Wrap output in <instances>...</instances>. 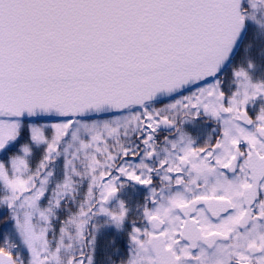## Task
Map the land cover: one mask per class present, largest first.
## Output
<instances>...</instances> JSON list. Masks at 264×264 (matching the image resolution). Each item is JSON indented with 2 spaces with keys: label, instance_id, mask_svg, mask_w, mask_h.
Listing matches in <instances>:
<instances>
[{
  "label": "snow or ice",
  "instance_id": "6c2138e0",
  "mask_svg": "<svg viewBox=\"0 0 264 264\" xmlns=\"http://www.w3.org/2000/svg\"><path fill=\"white\" fill-rule=\"evenodd\" d=\"M250 24L264 0H0V264H97L113 228L109 264H264Z\"/></svg>",
  "mask_w": 264,
  "mask_h": 264
},
{
  "label": "flooded vegetation",
  "instance_id": "af4514ba",
  "mask_svg": "<svg viewBox=\"0 0 264 264\" xmlns=\"http://www.w3.org/2000/svg\"><path fill=\"white\" fill-rule=\"evenodd\" d=\"M244 56H240L239 59L243 58ZM211 127H215L214 124L211 122L206 121H197L195 124L187 125V129L189 132H191L193 135H196L197 133L200 134L199 141L202 143L205 136L204 133H206ZM167 134L166 130H162L160 135L164 136ZM133 189H129V193H133ZM145 193L142 190H136L134 194L135 200H142L143 195ZM115 238L116 244L111 245L107 248V253L111 255L112 259L115 261H119L122 256L126 254L127 251V241L124 239L123 235H117L115 230H106L99 236V248H98V257H97V264H109V261L105 259V246L106 242L110 239ZM119 247L121 251L118 253L120 256L117 258L115 256V249ZM102 254V255H100ZM102 261V263H100Z\"/></svg>",
  "mask_w": 264,
  "mask_h": 264
},
{
  "label": "trees",
  "instance_id": "16d2710c",
  "mask_svg": "<svg viewBox=\"0 0 264 264\" xmlns=\"http://www.w3.org/2000/svg\"><path fill=\"white\" fill-rule=\"evenodd\" d=\"M249 33L251 34V43L252 48L250 50V54L257 60V62L261 65L260 71H264V55H261V51L264 50V34H261L253 24L249 25ZM244 50L243 46H241L236 59L237 63H239V57L244 56ZM260 71L257 72V75L259 76ZM6 230L0 227V246L3 245V234Z\"/></svg>",
  "mask_w": 264,
  "mask_h": 264
},
{
  "label": "clouds",
  "instance_id": "9594fccd",
  "mask_svg": "<svg viewBox=\"0 0 264 264\" xmlns=\"http://www.w3.org/2000/svg\"><path fill=\"white\" fill-rule=\"evenodd\" d=\"M257 27H258V26H257ZM258 30H259V32H260L261 34H264V30L260 29L259 27H258Z\"/></svg>",
  "mask_w": 264,
  "mask_h": 264
},
{
  "label": "rangeland",
  "instance_id": "374dc122",
  "mask_svg": "<svg viewBox=\"0 0 264 264\" xmlns=\"http://www.w3.org/2000/svg\"><path fill=\"white\" fill-rule=\"evenodd\" d=\"M253 25H254L256 28H258L257 25H255V24H253Z\"/></svg>",
  "mask_w": 264,
  "mask_h": 264
},
{
  "label": "water",
  "instance_id": "95a60500",
  "mask_svg": "<svg viewBox=\"0 0 264 264\" xmlns=\"http://www.w3.org/2000/svg\"><path fill=\"white\" fill-rule=\"evenodd\" d=\"M239 50V49H238ZM238 52V51H237Z\"/></svg>",
  "mask_w": 264,
  "mask_h": 264
}]
</instances>
